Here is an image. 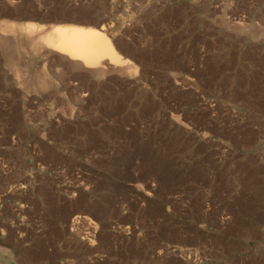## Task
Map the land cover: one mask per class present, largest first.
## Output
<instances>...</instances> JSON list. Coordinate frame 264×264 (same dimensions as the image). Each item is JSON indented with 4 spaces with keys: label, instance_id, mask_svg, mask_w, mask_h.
Masks as SVG:
<instances>
[{
    "label": "rangeland",
    "instance_id": "1",
    "mask_svg": "<svg viewBox=\"0 0 264 264\" xmlns=\"http://www.w3.org/2000/svg\"><path fill=\"white\" fill-rule=\"evenodd\" d=\"M0 264H264V0H0Z\"/></svg>",
    "mask_w": 264,
    "mask_h": 264
},
{
    "label": "bare ground",
    "instance_id": "2",
    "mask_svg": "<svg viewBox=\"0 0 264 264\" xmlns=\"http://www.w3.org/2000/svg\"><path fill=\"white\" fill-rule=\"evenodd\" d=\"M25 29L32 35V31L39 29L38 40L44 43L49 55H56L71 65H79L91 72L126 62L105 33L103 25L64 19L46 29L42 25L36 28L33 24Z\"/></svg>",
    "mask_w": 264,
    "mask_h": 264
}]
</instances>
